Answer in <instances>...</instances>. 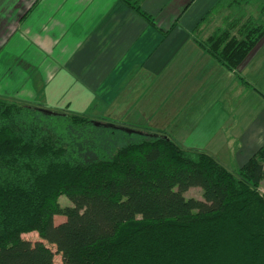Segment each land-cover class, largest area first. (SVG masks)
<instances>
[{"label":"trees","instance_id":"trees-1","mask_svg":"<svg viewBox=\"0 0 264 264\" xmlns=\"http://www.w3.org/2000/svg\"><path fill=\"white\" fill-rule=\"evenodd\" d=\"M216 7L225 25L201 44L235 70L264 40V2ZM48 112L0 97V264H264V144L237 171L144 128L139 141L79 156L72 136L44 123ZM55 114L75 136L93 126ZM194 187L203 199L184 195ZM33 230L48 244L22 237Z\"/></svg>","mask_w":264,"mask_h":264},{"label":"crops","instance_id":"crops-1","mask_svg":"<svg viewBox=\"0 0 264 264\" xmlns=\"http://www.w3.org/2000/svg\"><path fill=\"white\" fill-rule=\"evenodd\" d=\"M220 1L0 0V81L8 75L7 88H27L31 102L23 103L31 105L87 101L90 109L74 111L105 108L110 120L134 107L124 123L177 134L182 146L237 171L264 144V104L232 114L223 98L240 82L247 97L259 96L255 67L247 76L241 70L260 48L235 70L209 54L201 42L225 25Z\"/></svg>","mask_w":264,"mask_h":264},{"label":"rangeland","instance_id":"rangeland-1","mask_svg":"<svg viewBox=\"0 0 264 264\" xmlns=\"http://www.w3.org/2000/svg\"><path fill=\"white\" fill-rule=\"evenodd\" d=\"M35 44H36L35 46L39 47L40 49L39 51L41 52L44 51L42 42H36ZM257 48L258 49L260 48V49L255 55L251 57V59H250V55H252V53H255V51H253L249 55L246 62L249 59L250 61L248 65L243 70H241V73L242 75L247 76L248 73L251 74L249 72L250 68L252 66L255 67L256 72H254L255 74L253 75L252 79H250V82H252L254 86L255 85L258 86V88L260 89V93H264V87L262 86L263 81H264V71H263L264 70V40L259 44ZM21 54L24 55L23 53ZM12 60L18 61L17 58L16 59L13 58ZM20 60H25V59L20 58ZM8 63H9V59L6 60V58H4V60H2L1 68L4 72H9L11 69ZM243 67L244 66H241V68ZM31 69L32 68L30 67L29 68L25 67V70H31ZM6 78L8 79V81H10V79L8 78V75H6L4 80L1 79L0 96L7 97L9 99H16V100H19L20 102H31L28 98L30 94H28L29 91L27 90V88L24 87L20 91H16V87L7 88ZM247 89L249 88L247 87L246 83L240 82L238 84H235L234 87L229 91V93L228 92L226 93V96L223 98V100L225 102L226 108L230 111V113L233 112L232 110L236 112V108L241 107L242 109L245 108L247 109V111L254 114V112L260 109L261 106L264 104V95L259 93L258 94L259 96H257V98L255 94H251L250 97H247L246 95ZM51 99L52 98H48L47 99L48 102H45L46 104L44 105L35 104L34 106L38 107L39 109H43L46 112L49 111L48 112L49 114L43 115L45 124H48L49 126H53L54 128H56L57 129L56 132L59 135H62V136L64 135L68 137L72 136L74 138V141H75L74 147L70 148V152L74 153L73 155H79L77 154V152H81L82 154L87 153L88 157H95L96 152L98 151L113 152V150H115L116 148L122 145H125L130 142L139 141L142 138L141 133L129 132L124 129L126 127L136 129L138 127V125L131 126V125L124 123L130 120L129 119L130 114L134 112V107H130L132 108V110L128 113V115H120V117H116L110 120V117H107L108 113L107 115L102 114V112L105 111V108H99V112H100L99 115H98V112L91 113V110H87V109L85 110V113H79V112L74 111L75 109L77 110V109H82V108L90 109L88 107L89 105L86 103L87 101H72L70 106L68 105L65 107L64 105L67 101L64 102V105L62 104L60 105V104H55V102H58V101H55L54 99H53L54 101H51ZM35 103H40V101H35ZM239 112H241V109H239ZM55 113L86 116L92 120L93 126H87L84 133L80 132L81 135L78 134L79 132H76L77 136H75L73 132L74 129L71 128L72 126H70L68 119L64 116H58ZM70 128L73 130H71ZM174 136H175L174 138H176L174 140L179 142L180 137H178L177 134H175ZM92 145H94L95 147L97 146L96 147L97 149ZM260 191L263 192L261 187H260ZM184 195L186 197H195L198 199H203V192L198 187L190 188L188 191L184 193ZM59 201L62 206L72 205V202L68 199L66 195H61L59 197ZM64 220H65V217L62 215L55 216L56 224ZM22 237L24 239L31 240L32 242L41 240L45 242L46 244H48L46 241L41 239L39 233L36 230L23 233ZM49 246H51L53 251L56 252V248L54 245L49 244ZM54 260H55V263H61V260H62L61 255L56 253Z\"/></svg>","mask_w":264,"mask_h":264},{"label":"water","instance_id":"water-1","mask_svg":"<svg viewBox=\"0 0 264 264\" xmlns=\"http://www.w3.org/2000/svg\"><path fill=\"white\" fill-rule=\"evenodd\" d=\"M111 126H113V125H111ZM126 131H129V132H139V133H141L140 131H137L136 129H132V128H129V127H126V128H124Z\"/></svg>","mask_w":264,"mask_h":264}]
</instances>
